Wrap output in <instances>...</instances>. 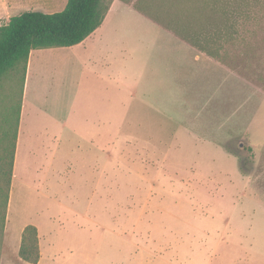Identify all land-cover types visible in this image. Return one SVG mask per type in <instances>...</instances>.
Returning <instances> with one entry per match:
<instances>
[{
  "label": "rangeland",
  "instance_id": "374dc122",
  "mask_svg": "<svg viewBox=\"0 0 264 264\" xmlns=\"http://www.w3.org/2000/svg\"><path fill=\"white\" fill-rule=\"evenodd\" d=\"M195 1L119 2L95 56L36 49L26 102L3 75L0 264H31L28 224L35 264H264V0ZM65 4L0 0V25Z\"/></svg>",
  "mask_w": 264,
  "mask_h": 264
},
{
  "label": "trees",
  "instance_id": "16d2710c",
  "mask_svg": "<svg viewBox=\"0 0 264 264\" xmlns=\"http://www.w3.org/2000/svg\"><path fill=\"white\" fill-rule=\"evenodd\" d=\"M111 1L66 0L60 11L25 10L10 16L0 25V81L18 65L23 67L25 79L28 56L33 49L67 47L82 42L101 25ZM194 6L199 10H213L216 4L196 0L193 9ZM17 117L19 119V111ZM18 256L31 264L39 261L38 233L34 225L23 228Z\"/></svg>",
  "mask_w": 264,
  "mask_h": 264
},
{
  "label": "crops",
  "instance_id": "0c3cea01",
  "mask_svg": "<svg viewBox=\"0 0 264 264\" xmlns=\"http://www.w3.org/2000/svg\"><path fill=\"white\" fill-rule=\"evenodd\" d=\"M121 1H124V0H112L111 3H110L109 8L107 10V13H106V15H105V17H104V19H103V21L101 23V25L98 28H96L91 34H89L82 42H80L78 44H75V45H72V46H67L74 53V55H76V52L73 51V50L75 48H80L79 51L82 52L84 55L90 54V55H94L95 56V49H94L95 48V41H96L97 38H99L100 33L98 34V32L104 26V23L107 22L109 14L112 12V10H115V13L117 15H120V16H122V14L123 15L125 14L124 9L121 8V6L119 4V2H121ZM53 48H62V47H53ZM48 49H52V48H48ZM36 53H37L36 49L31 50L30 53H29V56H28V60H27L26 71H25V79H24V85H23V98H22V100L24 102H26V97H27L26 87H29L30 68H31V65L33 64L34 60H38V58L36 57ZM94 60H95V63H96L97 60L96 59H94ZM86 63H88V62H83L84 65ZM103 65L109 66L110 62H107L106 60H104ZM92 71H95V70H92ZM93 74L95 75V72H93ZM22 108H23V104L21 105V110H22ZM24 110H25V108H24ZM24 110H23V113H24ZM20 115L21 114H19V117H20ZM20 130H21V128H20V126H18L15 162H16L17 158L19 160V156L17 157V152H18L20 139H21V135H19ZM14 168H15V163H14ZM113 234H116V233L113 232ZM122 238H123L124 241H127L128 243L131 242V240H132L131 237H127V236H123ZM38 243H39V238H38Z\"/></svg>",
  "mask_w": 264,
  "mask_h": 264
}]
</instances>
